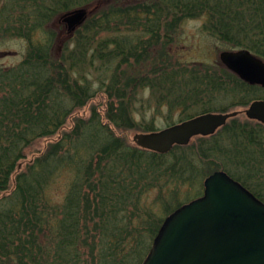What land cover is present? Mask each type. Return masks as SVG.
Returning a JSON list of instances; mask_svg holds the SVG:
<instances>
[{
	"label": "trees",
	"instance_id": "1",
	"mask_svg": "<svg viewBox=\"0 0 264 264\" xmlns=\"http://www.w3.org/2000/svg\"><path fill=\"white\" fill-rule=\"evenodd\" d=\"M235 2L116 0L118 5L92 16L64 45L65 52L57 56L55 31L46 27L62 11L61 1H5L0 23L14 24L5 29L6 35L28 40V47L17 67L0 68V264H142L163 217L153 211L142 217L150 242L145 245L139 240L136 250L137 231L121 224L137 219L141 210L135 209L136 214H132L129 206L139 201L141 192L135 191L127 172L116 189L109 176L121 158L123 168L132 174L137 172L136 182H145L148 191L159 187L163 192L167 183L174 184L177 190L165 202L166 216L183 204L179 201L182 188H189L184 194L188 196L186 201L200 196L201 180L217 170L242 181L264 201L259 190L233 171L245 158L253 178L261 183L264 180L262 126H234L232 120L223 129H228L229 138L222 130L215 136L199 138L198 151L192 146L176 147L168 155L140 150L110 128V123L133 127L126 100L138 99L146 91L155 99L149 107H156L158 113L164 108L169 114L180 111L185 118L182 120L192 118L201 107L200 114L217 112L210 105L220 101L221 93L227 102L224 110L244 107L261 97L259 88L246 85L221 66L192 68L172 62V33L185 20L207 15L214 31L217 27L221 30L220 37L238 35L246 40L245 24L257 23L254 19L264 11L259 13L257 0H240L239 6L255 3L256 15L250 8L245 14L236 10ZM261 2L264 4V0ZM112 25L113 32L127 33L135 39L118 35L112 40L101 38V32ZM37 32L47 37L34 45L31 40ZM230 41L236 46L244 44ZM248 49L264 58V29L261 40ZM94 67H99L104 76L100 88L115 96L119 106L114 109L112 105L115 111L104 117L100 108L92 109L90 118L85 119L76 112L84 109L96 93L93 71L89 70ZM70 118L76 129L66 127ZM155 131L153 119L143 132ZM40 140L52 141L18 171V165L27 158L26 149ZM99 159L112 165L104 171L101 163H95ZM63 176L69 182L62 201L56 203L48 191ZM129 240L133 242L127 244ZM83 244L95 254L93 259H84ZM121 254L125 257L120 258Z\"/></svg>",
	"mask_w": 264,
	"mask_h": 264
},
{
	"label": "water",
	"instance_id": "2",
	"mask_svg": "<svg viewBox=\"0 0 264 264\" xmlns=\"http://www.w3.org/2000/svg\"><path fill=\"white\" fill-rule=\"evenodd\" d=\"M86 17L81 8L65 14L62 22L73 33ZM221 61L245 82L264 88V62L248 51L223 53ZM245 112L264 122L263 101ZM237 114L203 115L160 133L136 134L133 141L141 149L167 154L194 137L214 135ZM204 185L203 197L167 217L143 264H264V203L224 172Z\"/></svg>",
	"mask_w": 264,
	"mask_h": 264
},
{
	"label": "rangeland",
	"instance_id": "3",
	"mask_svg": "<svg viewBox=\"0 0 264 264\" xmlns=\"http://www.w3.org/2000/svg\"><path fill=\"white\" fill-rule=\"evenodd\" d=\"M56 1H58V2L61 1V4L64 2L65 5L67 6L66 11H70V10L76 9L78 7H82L83 5H86V4H88V5L93 4L95 6L96 4L99 3L100 5L96 11V12H98V11L107 10L109 7L115 5V3L110 2V0H73L72 3H71L72 0H66V1L65 0H56ZM239 1L240 0H236V2H235L236 5H238L236 10L246 14V12L248 13L247 9L250 8L252 13L256 15V11L254 10V4L255 3H253L252 6L246 5L245 3H243L239 6ZM257 1L260 5V8H261V11L259 13H263L264 4H262L261 0H257ZM116 5H118V4H116ZM205 16H207V15H205ZM205 16L198 18V19L185 20L181 23V25L179 26V28L176 31H173L172 36H174V41L170 44L169 49L172 53V59H173L172 62L174 65L179 64V65L189 66L192 68L193 67L196 68V67L202 66V65H204L205 67H209V66H213V65L218 66L220 64L219 63V54L222 51L238 49V47H235V45L230 40L236 41L239 43L244 42V44H243L244 47L250 46V45L254 46L261 40V32L264 29V15H262V14L258 15L256 17L257 19L256 18L254 19V20H257V23H255V24L252 23V25H250V23L245 24L246 27L244 28V31L248 35V36H246L247 37L246 40H241L242 38H244V36H241L239 38V37H237L238 35H235V36L231 35L230 37L229 36L220 37L221 35H223V34H220L221 30L218 31V27H217L216 31H214V27L211 30L210 21ZM57 19H58V17H56V15H55L50 20V22L48 23V25L46 27L49 30H54L55 34H56V29H58L59 32H61L63 30L62 27L57 25V23H56ZM14 26L15 25L10 23V22L4 21V22L0 23V68L1 69L6 70L8 68L17 67L19 65V63L25 57V54L27 51L28 40H26L22 37L21 38L17 37V36L8 37L6 35L5 29L6 28L10 29V28H13ZM112 27H113V25L111 26L110 30L104 29L101 32L100 37L106 38L108 40H112L113 38H115V36L118 35L120 37H123V36L128 37L129 39L132 38V40L135 39L134 37H132V35L127 34V33L125 34V33L113 32ZM50 28H52V29H50ZM248 28H251V29L249 30ZM123 29H125V28H122V30ZM46 37L47 36L45 33L37 32L32 37L31 42L35 45L38 42L45 41ZM69 45H70V49H71V50L69 49V51H72L73 45L71 43ZM63 52H65L64 47L62 49H59L57 47L54 51L55 55L57 54V56H60ZM89 70H91V72L93 71V73L91 74V76H92L91 80H93V82H94L93 86L95 85L96 93L93 96V100L89 101L84 109H80L76 113L80 112L83 115V117H85V119H88L91 116L90 112L92 109L94 110V109L100 108V111H102L103 117H104V114L106 115L107 113L110 115L113 111H115L112 109V105H113V108L116 109L119 106V104L116 101L115 96H111V94L108 92V90L100 88L99 83L100 84L102 83V79H100V78L104 77V76H102V70H100L99 67L90 68ZM150 93L151 92L146 91V92L142 93L138 99L137 98L133 99L131 97L132 100L129 98L126 100L128 103H130V105H129L130 116L133 118V120L135 122L133 127H131L130 129L123 126V125H118L120 127H116L115 125L110 123V125H111L110 128L115 133V135L121 137L122 139H124L127 143H129L132 146H135L133 143V136L137 133H143L144 128H146L147 126H150L153 119H154L155 128L158 131L163 130L169 126L179 124L182 121V119H185V118L181 117L180 111H176L173 114H169L168 109L164 108L158 113L157 111H159V110L156 107L155 108H154V106L149 107V103H153L155 101V99L150 96ZM262 93L263 94H262L261 98L264 97V92H262ZM220 97H219L220 98L219 102L215 103V105H213V104L210 105V107H212V108H217L216 111L218 113L243 110V109L238 108V107L237 108L231 107V108H228L227 110H224V109H226V103L227 102L223 101L224 99H223L222 93L220 94ZM150 100H152V102ZM226 101L230 102V100H226ZM220 104H222V105H220ZM242 108H244V107H242ZM202 110H203V108L201 107L200 111H197V112L192 111L190 113L192 114L195 112L193 115V116H195V115H199L202 112ZM169 116H171V119L168 118ZM106 117L108 118L109 116H106ZM72 120H73V118H70L69 121L67 122V125H66V127L70 130L76 129V124L74 122L72 125ZM236 120L238 122H245L246 117L244 115H241V116L237 117L235 119V121ZM107 121H105V123H107ZM229 123H232V121H230ZM249 124L250 125H256L255 123H249ZM227 131H228V129L223 130L222 134H224L225 136H227L229 138L230 136H229V134H227ZM219 139H220V137H218V140ZM50 141H52V140H50ZM50 141L40 140V141H37L36 143H34L33 146L27 148L25 151L27 154V158L25 160H23L22 163H28L37 154H40V152H43L47 148L48 143ZM198 144H199L198 138H196L191 142L190 146L193 147L194 151H198L197 150ZM187 148H189V147H187ZM187 151H189V149ZM177 152L179 154H183V152L180 150H177ZM220 160H221V162L224 161L223 155H221ZM122 162H123V160L121 158L120 163L116 164L112 168V171H110L109 176H110V179L115 182L114 188L116 189L118 187L117 184L119 183L121 185V182H123L124 178L126 177L125 172H127L130 175L129 182L133 181V183H134L135 191L141 192V197H140L139 201L136 204H132L129 206V211H131L132 214H136L135 209L141 210L135 216L137 219L132 221V223L126 222L125 224H121V227L124 225H129L130 226L129 230L137 231V233H136V236H137L136 244L134 245V248L137 250L139 247L138 246L139 240L141 241L142 244L144 243L145 245H148L150 242V238L147 236V234H148L147 233L148 232L147 222H145L142 217H144V215L146 213L153 211L156 213V215L164 218V215L166 214L165 213V210H166L165 202L176 192L177 188L174 186L173 183H167L163 189V192H161V189L159 187L155 188V189H151L148 191V189L145 188V182H143V181L136 182L139 180L137 172L132 174L129 171V169L125 170L123 168V165H121ZM95 163H101L103 168H104V171L112 165L111 163L107 162L104 159H99ZM231 168L233 169L232 165H231ZM233 171H234L235 175L242 178L243 180H246L247 184H249L253 188L259 190L261 192V195L264 197V187L261 186V184H264L263 183L264 181H262V183L258 182L255 179V177L253 178V174L250 171H248L246 169V167H244L241 164L236 165V168L233 169ZM202 180L200 182L201 190H202ZM68 182H69L68 177L67 178L65 176L60 177L59 180L54 185V187L51 189V191H48V196L52 199V201H54L56 203H60V201H62L63 194L66 193ZM195 186H198V184H196ZM187 189L189 190L188 186L182 188L183 193L179 197L180 203L186 202V198L188 196L184 195V194L187 191ZM191 195L192 196L194 195V191L191 193ZM87 237L89 239H91V235L90 236L88 235ZM122 238L124 239L125 236H123ZM133 240L127 241V244L132 243ZM97 241H98V238H97ZM89 244H92V241H89ZM83 245L85 247V251L83 253V254H85L84 259L86 261H89L90 258L93 259L95 254L88 247H86L85 244H83ZM143 249H144V247H143ZM124 257H125V254L120 255V258H124ZM107 261L110 262L109 259H107ZM123 263L125 264L126 261H124Z\"/></svg>",
	"mask_w": 264,
	"mask_h": 264
},
{
	"label": "flooded vegetation",
	"instance_id": "4",
	"mask_svg": "<svg viewBox=\"0 0 264 264\" xmlns=\"http://www.w3.org/2000/svg\"><path fill=\"white\" fill-rule=\"evenodd\" d=\"M64 28V27H63ZM64 31V30H63ZM61 34H63V32H61ZM245 116V115H244ZM252 122H256V121H251V120H249V119H247L246 118V120H245V122H242V124L241 123H236L237 125H245V123H246V125H249V123H252ZM255 124H259L260 126H262V127H264V124H262V123H259V122H256Z\"/></svg>",
	"mask_w": 264,
	"mask_h": 264
}]
</instances>
